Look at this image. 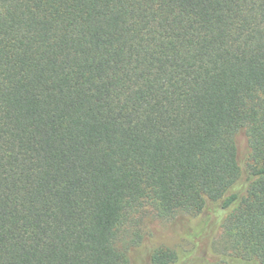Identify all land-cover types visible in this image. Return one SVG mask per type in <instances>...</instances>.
I'll return each mask as SVG.
<instances>
[{
	"label": "trees",
	"instance_id": "16d2710c",
	"mask_svg": "<svg viewBox=\"0 0 264 264\" xmlns=\"http://www.w3.org/2000/svg\"><path fill=\"white\" fill-rule=\"evenodd\" d=\"M209 201L264 264V0H0V264H190L137 216Z\"/></svg>",
	"mask_w": 264,
	"mask_h": 264
},
{
	"label": "rangeland",
	"instance_id": "374dc122",
	"mask_svg": "<svg viewBox=\"0 0 264 264\" xmlns=\"http://www.w3.org/2000/svg\"><path fill=\"white\" fill-rule=\"evenodd\" d=\"M238 141L244 169L248 159L243 135L238 136ZM245 186V175H243L238 189L243 192ZM227 212L221 208L220 201H209L199 213L180 212L172 219H164L157 216L146 204L137 219L140 230L145 234L147 246L183 250L190 256V264H213L215 247L219 245L218 243L216 245V242L222 231L220 224ZM134 257L141 256L135 251Z\"/></svg>",
	"mask_w": 264,
	"mask_h": 264
}]
</instances>
